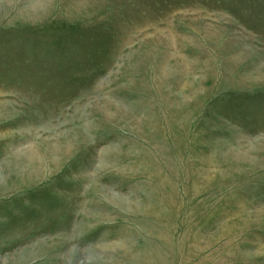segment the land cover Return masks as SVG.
Segmentation results:
<instances>
[{
	"label": "rangeland",
	"instance_id": "obj_1",
	"mask_svg": "<svg viewBox=\"0 0 264 264\" xmlns=\"http://www.w3.org/2000/svg\"><path fill=\"white\" fill-rule=\"evenodd\" d=\"M0 264H264V0H0Z\"/></svg>",
	"mask_w": 264,
	"mask_h": 264
}]
</instances>
